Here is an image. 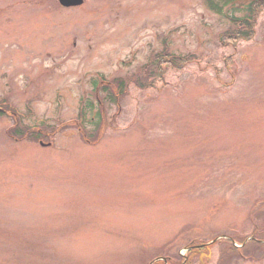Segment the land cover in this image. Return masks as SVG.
Returning <instances> with one entry per match:
<instances>
[{"label": "rangeland", "instance_id": "rangeland-1", "mask_svg": "<svg viewBox=\"0 0 264 264\" xmlns=\"http://www.w3.org/2000/svg\"><path fill=\"white\" fill-rule=\"evenodd\" d=\"M231 2L0 0V99L17 108L0 119V264H149L220 234L263 239L264 11L232 44L229 16L249 2ZM162 51L182 58L100 118L93 83ZM16 124L56 132L41 145ZM249 247L226 262L264 264Z\"/></svg>", "mask_w": 264, "mask_h": 264}, {"label": "trees", "instance_id": "trees-1", "mask_svg": "<svg viewBox=\"0 0 264 264\" xmlns=\"http://www.w3.org/2000/svg\"><path fill=\"white\" fill-rule=\"evenodd\" d=\"M223 4L216 3L214 1L209 0V5L214 8L217 12L223 13V7L224 4L228 3H234L231 2V0H224ZM247 8H246V14L243 17H237L234 15L229 16V18L232 21V25L230 28L224 32L223 38L226 39L228 42H231L232 44L235 43L237 40H250L254 33H255V26L257 24V19L260 16V14L264 11V0H248ZM235 9V7L233 8ZM237 31V32H236ZM162 52H158L156 54H153L150 57V60L142 65L137 73L132 74V76L122 77V78H113L110 83L104 84L102 82H97L95 85H100V92H103V97H98L97 103L100 106V111L98 112V116L101 118V112L104 109V105L106 102L114 101L115 103L119 100H121L124 95L126 94L128 87L134 83L136 85H142L143 88H149L153 87L155 84L153 81L155 77L158 76L157 79H164V71H158L163 66H165L168 63H172L174 66H176V60L182 58V56H176L172 57L170 60H168L170 56L166 52L163 54ZM185 59V58H184ZM187 61L189 60V57L186 58ZM153 69H156V71H152ZM157 75V76H155ZM153 77V78H152ZM150 78H152L151 81ZM104 80V77H102ZM156 80V79H155ZM90 108L93 106L92 103H89ZM2 116V113H0V117ZM81 122L79 125V133H82L85 137H88L90 135L86 134V131L83 130V123L85 122V114L84 111H81ZM75 123H78V120H74ZM22 127L18 125L17 128L13 131V134H19L24 133L23 138H27L28 140H37L39 137H41V133L35 128H32L29 131H22ZM27 132H30L28 135ZM31 136V137H30ZM101 136V135H100ZM247 236H244L242 238L234 239L241 241V243H244L247 239ZM263 239L259 240H249L247 243H244L242 247H237L234 244V240L232 239H221L218 243L220 245L223 244V242H227L228 245L225 246V248H222V253L220 254L219 261L217 264H233L230 261L226 262L227 256L230 255V260L233 258L238 257L240 254L239 252L241 250H244L245 253H247L248 256H252V252L256 251L253 249H250L249 244L250 242H257V250L260 251L262 248H264V237ZM195 251H191L188 253V255L191 259H194L192 256H196L194 254ZM184 260V257L181 255H178L175 262L173 264H181ZM163 261H158L156 264H162Z\"/></svg>", "mask_w": 264, "mask_h": 264}, {"label": "flooded vegetation", "instance_id": "flooded-vegetation-1", "mask_svg": "<svg viewBox=\"0 0 264 264\" xmlns=\"http://www.w3.org/2000/svg\"><path fill=\"white\" fill-rule=\"evenodd\" d=\"M4 98H5V100L2 101ZM4 98L0 99L1 100L0 101V113H2V116H3V114H8V115H10L11 117H13L15 119V115L16 114H15L14 105L11 102L7 101V99H8L7 96H4ZM3 105H6L7 107H5ZM9 107H10V109H9ZM191 251H195L194 253H196V254H194V255H199V257H201V256L204 257L205 256L204 253H203L204 252V248L203 247H193L191 250H189V252H191ZM190 257H191V254H190ZM192 257H194V256H192ZM201 259H203V258H201ZM188 260H189V257H188ZM188 260L184 264H188ZM183 261H182V263H183Z\"/></svg>", "mask_w": 264, "mask_h": 264}, {"label": "water", "instance_id": "water-1", "mask_svg": "<svg viewBox=\"0 0 264 264\" xmlns=\"http://www.w3.org/2000/svg\"><path fill=\"white\" fill-rule=\"evenodd\" d=\"M59 3L62 5V6H78V5H81L83 4L84 0H58ZM222 237H226L225 235H223ZM221 237H218L214 240H212L209 244H212L214 242H216L218 239H220ZM155 261H153L151 264H153Z\"/></svg>", "mask_w": 264, "mask_h": 264}]
</instances>
